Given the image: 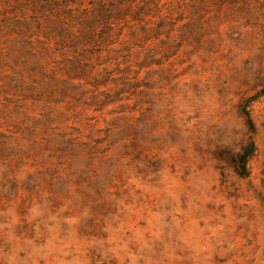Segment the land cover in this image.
<instances>
[{
	"label": "rangeland",
	"instance_id": "rangeland-1",
	"mask_svg": "<svg viewBox=\"0 0 264 264\" xmlns=\"http://www.w3.org/2000/svg\"><path fill=\"white\" fill-rule=\"evenodd\" d=\"M90 1L94 81L48 100L14 17ZM0 264H264V0H0Z\"/></svg>",
	"mask_w": 264,
	"mask_h": 264
},
{
	"label": "trees",
	"instance_id": "trees-1",
	"mask_svg": "<svg viewBox=\"0 0 264 264\" xmlns=\"http://www.w3.org/2000/svg\"><path fill=\"white\" fill-rule=\"evenodd\" d=\"M89 3L91 7H87L88 9L77 7L73 14L64 13L61 15L58 13L60 17L53 15L52 12L50 15L49 10L53 11V9L49 7L40 17L36 15L35 10H28L14 17L13 26L18 29L14 34L15 39L12 38L14 43L11 45L14 46L8 45V50L2 49V54L7 52L5 59L9 61V64L11 62L8 66L9 70L16 69L14 71L15 78L20 79L21 76H26V79L29 80L28 84L38 88L36 90L47 91L45 95L48 100H53L56 96H63L69 90L66 86H73V89H77L83 87L82 80H87V83L94 81L90 75L91 70L83 76L78 75V70L87 69L86 66L76 65L77 67H73V72L69 71L72 68V63L78 62L87 65L91 62L90 56L93 55L91 49L96 45L99 44L103 47L109 43L106 36L101 37L96 34L97 26L99 23H103V18H110L108 11L100 10L92 1ZM107 24L111 26L113 23L108 22ZM47 29L49 32L43 35V30L47 31ZM88 29L91 30L94 47L92 44L89 47V42L83 37V31ZM7 30V34L12 33L11 26ZM88 47L91 49L88 50ZM107 62H102L101 73L97 74L99 80H105ZM58 69L60 71L57 73ZM50 81L51 83L55 81V84L52 85ZM34 94L36 95V93H32V95Z\"/></svg>",
	"mask_w": 264,
	"mask_h": 264
}]
</instances>
